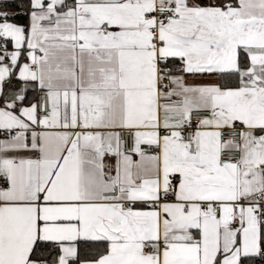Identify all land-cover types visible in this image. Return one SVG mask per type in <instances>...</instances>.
I'll use <instances>...</instances> for the list:
<instances>
[{"label": "snow or ice", "instance_id": "1", "mask_svg": "<svg viewBox=\"0 0 264 264\" xmlns=\"http://www.w3.org/2000/svg\"><path fill=\"white\" fill-rule=\"evenodd\" d=\"M0 264H264V0H0Z\"/></svg>", "mask_w": 264, "mask_h": 264}, {"label": "trees", "instance_id": "2", "mask_svg": "<svg viewBox=\"0 0 264 264\" xmlns=\"http://www.w3.org/2000/svg\"><path fill=\"white\" fill-rule=\"evenodd\" d=\"M9 11H20V9H15V8H13V9H8ZM45 259H47L46 257H45Z\"/></svg>", "mask_w": 264, "mask_h": 264}, {"label": "crops", "instance_id": "3", "mask_svg": "<svg viewBox=\"0 0 264 264\" xmlns=\"http://www.w3.org/2000/svg\"><path fill=\"white\" fill-rule=\"evenodd\" d=\"M32 94L30 93V96H31Z\"/></svg>", "mask_w": 264, "mask_h": 264}]
</instances>
